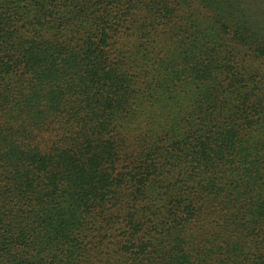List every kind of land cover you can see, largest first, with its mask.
Listing matches in <instances>:
<instances>
[{"label": "trees", "instance_id": "trees-1", "mask_svg": "<svg viewBox=\"0 0 264 264\" xmlns=\"http://www.w3.org/2000/svg\"><path fill=\"white\" fill-rule=\"evenodd\" d=\"M0 264H264V0H0Z\"/></svg>", "mask_w": 264, "mask_h": 264}]
</instances>
